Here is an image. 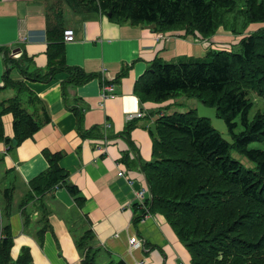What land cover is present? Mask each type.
<instances>
[{"label":"trees","instance_id":"obj_1","mask_svg":"<svg viewBox=\"0 0 264 264\" xmlns=\"http://www.w3.org/2000/svg\"><path fill=\"white\" fill-rule=\"evenodd\" d=\"M68 5L83 12L95 10L109 15L111 21L132 24H154L156 31L185 29L201 38L216 34L226 26L222 10L233 9L237 0H66ZM248 23L264 24V0H244ZM55 22L48 23L47 68L30 70V60L4 53V86L16 89V95L0 102V141L11 149L32 137L50 119L44 107V120L30 112L22 98L28 94L31 105L42 100L24 82L12 81L10 72L17 68L25 78L50 81L60 71L68 74L62 82L67 106L74 112L77 127L83 137L95 136L94 129H82L83 105L78 98L70 102L71 89L80 86L95 74L65 61V14L61 2L50 4ZM240 34L239 42L230 47L212 49L204 57L184 56L175 61L156 59L139 77L135 91L143 102H164L180 95L215 107L234 137L230 143L206 116L196 108L163 113L148 125L152 136V158L141 165L151 194L143 215L163 214L179 239L188 248L192 264H264V149L249 148L252 142L264 140V110L253 119L249 114L254 106L250 97L255 92L264 98V26ZM235 46V47H234ZM122 72L119 77H122ZM14 115L15 135L7 137L3 116ZM243 130L235 133L238 121ZM135 122L130 121L124 134L130 139ZM232 149L254 163L245 165L232 155ZM48 167L30 181L31 191L21 206L36 197H43L64 186L82 204L84 197L70 173L62 165L64 153L45 150ZM15 186L6 187L1 196L3 226L0 229V264H34L29 247L12 256L14 235L9 218L15 211ZM41 219L49 222V209L44 202ZM139 204H134L137 209ZM140 217L136 218V221ZM27 222V217H25ZM95 235L88 229L78 239L84 254L82 264H102L100 246L94 245ZM92 243V244H91ZM105 264H128L124 259L110 258Z\"/></svg>","mask_w":264,"mask_h":264},{"label":"crops","instance_id":"obj_2","mask_svg":"<svg viewBox=\"0 0 264 264\" xmlns=\"http://www.w3.org/2000/svg\"><path fill=\"white\" fill-rule=\"evenodd\" d=\"M57 1L0 0V102L17 92L12 86H4L5 51L15 59L27 56L30 70L47 68L48 23L55 22L49 8ZM60 2L65 26L75 32L73 41H65V61L95 74L86 83L71 89L68 100L73 103L78 98L84 109L82 129H94L96 135L83 137L78 130L76 116L62 93V82L68 77L66 72L60 71L45 82L27 79L17 68L11 70L12 81L24 82L42 100L31 105L28 94L22 93L27 109L44 120L45 107L50 116L32 137L15 147L10 149L5 141H0V229L4 223L2 192L6 187L15 186V211L9 218L14 235L12 256L16 258L23 247H29L34 264H82L84 254L78 239L91 229L95 235L92 243L103 251L99 258L102 264L111 257L122 258L128 264H192L188 248L163 214L145 216L144 207L136 209L128 204L134 201L139 189H149L141 168L152 158L153 141L147 126L159 114L183 108L181 104L185 102L178 98L143 102L135 91V84L156 59L204 57L212 49L237 44L241 35L225 25L209 38L186 33L181 28L156 31L154 24L118 23L94 9L83 12L84 7L75 10L66 0ZM260 26L264 24L253 22L244 33ZM122 72L125 74L119 77ZM104 80L116 84L114 97L102 98ZM138 111H144L145 115L129 118V114ZM133 120L135 127L128 140L123 132ZM3 123L5 135L12 138L14 115L4 114ZM105 134L108 142L102 140ZM45 150L64 153L61 163L70 173V183L84 197L81 205L61 186L21 206L31 191L29 181L49 165ZM42 202L50 213L40 238L39 232L45 225L41 219ZM135 234L142 241L140 247L130 244V237Z\"/></svg>","mask_w":264,"mask_h":264},{"label":"rangeland","instance_id":"obj_3","mask_svg":"<svg viewBox=\"0 0 264 264\" xmlns=\"http://www.w3.org/2000/svg\"><path fill=\"white\" fill-rule=\"evenodd\" d=\"M237 6L233 9L229 10H222V16L224 23H226V26L231 27L233 30H238L240 32L245 31L251 24L248 23L247 18V12H246V6L244 4V0H237ZM250 97L252 98V101L254 102V106L252 107L249 117L250 119H253L255 114L261 110H264V98L256 94L255 92H251ZM181 102L185 101L181 106L183 108L178 107V111H186L191 108H196L197 113L200 116H206L211 120L212 125L220 131L222 136L227 139L230 143L234 142V137L232 133L230 132L226 122L217 116L215 107L207 106L200 102L199 100L186 98L185 95H180L177 97ZM238 121V126L235 128V133H239L243 130V126ZM249 148H260L264 149V140L263 141H257L252 142L249 144ZM232 155L240 159L245 165L254 167V163L247 160L243 155L236 152L235 149H232Z\"/></svg>","mask_w":264,"mask_h":264},{"label":"built area","instance_id":"obj_4","mask_svg":"<svg viewBox=\"0 0 264 264\" xmlns=\"http://www.w3.org/2000/svg\"><path fill=\"white\" fill-rule=\"evenodd\" d=\"M75 39V32L73 28H66L64 31V41L69 42V41H73ZM115 88H116V84L113 83L112 81H103L102 83V90H101V96L102 98L106 99L109 97H114L116 95L115 93ZM145 115L144 111H138L137 113L134 114H129V118L133 119V118H137V117H143ZM105 142H108V136L107 134H105V136L103 137V139ZM122 175L125 174V171L121 172ZM151 194L149 189H147L146 187L141 188L137 191V193L135 194V199L134 201L128 203V204H139L142 207H144L145 209H147L148 205H147V201L150 200ZM150 212L146 213L145 216L149 215ZM130 244L132 247H140L142 246V241L141 239L135 234L132 237H130Z\"/></svg>","mask_w":264,"mask_h":264},{"label":"water","instance_id":"obj_5","mask_svg":"<svg viewBox=\"0 0 264 264\" xmlns=\"http://www.w3.org/2000/svg\"><path fill=\"white\" fill-rule=\"evenodd\" d=\"M71 184V183H70Z\"/></svg>","mask_w":264,"mask_h":264}]
</instances>
